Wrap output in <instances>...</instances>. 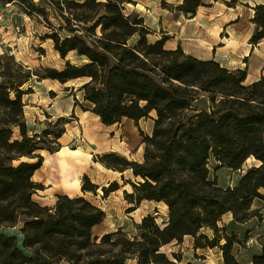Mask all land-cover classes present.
I'll return each instance as SVG.
<instances>
[{"label":"trees","instance_id":"obj_1","mask_svg":"<svg viewBox=\"0 0 264 264\" xmlns=\"http://www.w3.org/2000/svg\"><path fill=\"white\" fill-rule=\"evenodd\" d=\"M15 1L47 19L50 8L61 20L59 26L47 21L55 50L63 59L76 52L84 60H68L61 70L44 68L40 79H83L78 91L86 103L76 98V105L106 125L153 120L152 133L141 130L143 161L117 151L99 159L106 168L131 169L141 178L126 192L135 208L143 200L162 202L167 214L161 223L153 213L143 216L135 235L122 229L99 235L94 227L106 212L84 195L58 193L52 206L35 200L41 184L33 176L44 162L40 151L61 148L69 121L60 117L29 135L21 86L32 72L24 79L7 72L10 81L0 82V264H173L161 248L185 236L196 248L218 247L223 264H245L237 248L244 239L219 223L228 213L234 222L247 223L259 215L255 199L264 202V75L247 83L245 68L199 58L181 44L166 48V34L151 41L155 30L140 13L126 11V0ZM203 4L184 0L178 9L195 16ZM254 8L255 46L264 39V4ZM251 157L259 163L234 185L222 186L211 175L213 160L237 170ZM99 188L83 175V192ZM119 188L117 181L103 186L104 196ZM246 264H264V252L253 253Z\"/></svg>","mask_w":264,"mask_h":264},{"label":"rangeland","instance_id":"obj_2","mask_svg":"<svg viewBox=\"0 0 264 264\" xmlns=\"http://www.w3.org/2000/svg\"><path fill=\"white\" fill-rule=\"evenodd\" d=\"M35 1L45 5L44 0ZM183 2L126 0L125 7L128 13L144 14L147 24L156 31L150 35L151 41L166 34L169 38L166 48H175L181 44L187 53L204 57L214 53V56L232 68L247 69V83L264 75V39L255 46L250 42L256 28L252 21L254 7L264 4V0H202L204 4L198 8L195 16L186 15L178 9V5ZM227 2H232V5ZM47 9L48 19L43 15L29 14L15 0H0V10L4 14L5 23L10 27L5 32V43L0 46V82L10 81L5 74L11 72L23 79L29 71L32 72V76L24 80L21 86L25 92L23 102L29 135L41 132L50 126V122L60 117L69 121L65 125V133L59 139L61 148L54 153L47 150L42 152L44 162L34 177V181L41 184V189L37 190L34 199L42 205L52 206L59 192L84 195L106 212L105 220L94 227L95 234L122 229L130 236L135 235L136 224L143 215L153 213L161 223L167 214V206L162 202L143 200L135 208V204L127 199L126 192H132V182L141 178L135 176L131 169L119 172L106 168L99 158L106 152L117 151L130 160L143 161L141 130L152 133L153 120L142 119L136 124L135 121L124 119V123L107 126L95 113L76 105V98L80 103H86L78 91L83 79L66 83L50 78L40 79V76L46 74L44 68L61 70L68 60L75 64L84 62L76 52L69 53L63 59L55 50L53 39L47 37L53 32L47 21L59 26L61 20L50 8ZM66 34V31L62 32L63 36ZM30 161L36 162L37 159ZM258 163L252 157L242 168L233 170L217 167L219 163L213 160L210 170L220 185L228 186L236 184L242 173ZM75 168L78 171H74ZM82 168H86L84 174L100 186L96 193L82 191L84 174L77 187L76 180ZM113 181H117L120 188L104 196L103 186H109ZM253 207L259 209V215L247 223L234 222L230 213L224 215L219 223H226L229 232L236 230L244 239L243 244L237 245V248L239 258L245 264L253 253L264 252V202L255 199ZM206 233L211 235L210 231ZM161 251L167 253L174 261L173 264H223L222 252L218 247L196 248L191 236H185L180 243L173 241L163 246ZM174 252L178 257L173 255Z\"/></svg>","mask_w":264,"mask_h":264},{"label":"crops","instance_id":"obj_3","mask_svg":"<svg viewBox=\"0 0 264 264\" xmlns=\"http://www.w3.org/2000/svg\"><path fill=\"white\" fill-rule=\"evenodd\" d=\"M202 6V5H201ZM139 13V12H138ZM141 14V13H140ZM142 15V14H141ZM144 18H145V16H144V14L142 15ZM145 21H146V19H145ZM147 23V22H146ZM149 25V24H148ZM150 26V25H149ZM151 27V26H150ZM156 32V31H155ZM227 38V37H226ZM156 39H159L158 37L156 38ZM155 39V40H156ZM168 41V40H167ZM166 41V42H167ZM261 43V42H260ZM165 47H166V44H165ZM191 54H193V55H195V56H197V57H199V58H204V59H210V58H214V59H216L217 61H219L222 65H224V66H227V67H229V68H232V67H230L229 66V64H225L222 60H220L219 58H217V56H214V53L213 54H211V56H208V57H204V56H201V55H198V54H195V53H191ZM149 119H151V118H149ZM128 120H132V121H134L133 119H128ZM142 120V119H141ZM140 120V121H141ZM152 120V119H151ZM121 123H124V120L121 122ZM120 123V124H121ZM104 124V123H103ZM116 124V123H115ZM115 124H113V125H115ZM106 125V124H105ZM107 126H112V125H107ZM62 138V137H61ZM63 148V147H62ZM74 171L76 170V171H78V169L77 168H75V169H73ZM79 171H81V174L79 175V180H81V176L84 174V172L86 171V168H82V169H79ZM59 193H61V194H68V195H70V196H75V195H78L77 193H74V194H72L71 195V193H69L68 191H62V192H59ZM52 205H54V204H52ZM231 219H232V215H231Z\"/></svg>","mask_w":264,"mask_h":264},{"label":"built area","instance_id":"obj_4","mask_svg":"<svg viewBox=\"0 0 264 264\" xmlns=\"http://www.w3.org/2000/svg\"><path fill=\"white\" fill-rule=\"evenodd\" d=\"M10 27L5 23L4 14L0 10V46L5 43L6 36L5 32L6 29H9Z\"/></svg>","mask_w":264,"mask_h":264},{"label":"bare ground","instance_id":"obj_5","mask_svg":"<svg viewBox=\"0 0 264 264\" xmlns=\"http://www.w3.org/2000/svg\"><path fill=\"white\" fill-rule=\"evenodd\" d=\"M175 48H176V47H175ZM58 54H59V52H58ZM44 151H45V150H41V153L44 152ZM63 151H64V149H63ZM72 151H73V150H72ZM251 158H252V157H251ZM253 158H254V157H253ZM249 159H250V158H249ZM24 160H27V158H24ZM35 173H36V172H35ZM34 177H35V174H34V176H33V179H34ZM76 181H77V182H76V183H77V187H79V184H80V183H79V179H77ZM35 195H36V193L33 195V197H34ZM55 202H56V200H54V203H53V204H55ZM165 205H166V204H165ZM143 216H144V215H143ZM143 216H142V217H143ZM19 237H20V244H22V236H19Z\"/></svg>","mask_w":264,"mask_h":264}]
</instances>
